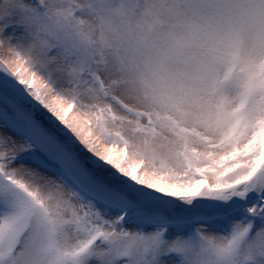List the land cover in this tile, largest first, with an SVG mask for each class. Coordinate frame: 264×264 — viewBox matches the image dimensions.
Listing matches in <instances>:
<instances>
[{
	"label": "snow or ice",
	"instance_id": "snow-or-ice-1",
	"mask_svg": "<svg viewBox=\"0 0 264 264\" xmlns=\"http://www.w3.org/2000/svg\"><path fill=\"white\" fill-rule=\"evenodd\" d=\"M180 2L242 5L264 27V0ZM74 9L64 26L87 11ZM0 29L15 54L0 62V264H264V104L243 97L227 126H188L179 106L131 113L60 41L45 0H13ZM123 113L175 153L134 152Z\"/></svg>",
	"mask_w": 264,
	"mask_h": 264
},
{
	"label": "clouds",
	"instance_id": "clouds-1",
	"mask_svg": "<svg viewBox=\"0 0 264 264\" xmlns=\"http://www.w3.org/2000/svg\"><path fill=\"white\" fill-rule=\"evenodd\" d=\"M45 2L51 20L64 28L60 41L87 57L88 68L104 81L109 96L131 113L166 115L179 106L191 114L188 126L220 120L227 126L243 97L250 108L264 104V27L241 18L242 5L228 11L225 5L188 6L180 0ZM12 4L0 0V11H10ZM71 4L76 12L87 11L68 27L62 17ZM26 55L41 71L44 60L36 41ZM14 59V46L0 29V62ZM122 116L126 123L120 131L134 152L168 158L177 150L172 136L146 144L132 116ZM211 132L220 134L215 128Z\"/></svg>",
	"mask_w": 264,
	"mask_h": 264
}]
</instances>
